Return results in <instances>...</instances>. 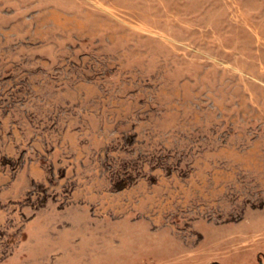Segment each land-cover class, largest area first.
<instances>
[{"label":"rangeland","instance_id":"rangeland-1","mask_svg":"<svg viewBox=\"0 0 264 264\" xmlns=\"http://www.w3.org/2000/svg\"><path fill=\"white\" fill-rule=\"evenodd\" d=\"M0 264H264V0H0Z\"/></svg>","mask_w":264,"mask_h":264}]
</instances>
